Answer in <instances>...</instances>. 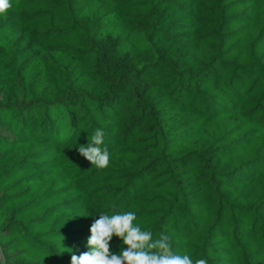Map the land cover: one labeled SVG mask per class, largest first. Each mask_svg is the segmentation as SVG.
Here are the masks:
<instances>
[{
    "label": "trees",
    "instance_id": "obj_1",
    "mask_svg": "<svg viewBox=\"0 0 264 264\" xmlns=\"http://www.w3.org/2000/svg\"><path fill=\"white\" fill-rule=\"evenodd\" d=\"M0 247L71 264L99 214L208 264H264V0H10ZM96 129L110 163L78 152ZM113 236L110 251L119 253Z\"/></svg>",
    "mask_w": 264,
    "mask_h": 264
},
{
    "label": "clouds",
    "instance_id": "obj_2",
    "mask_svg": "<svg viewBox=\"0 0 264 264\" xmlns=\"http://www.w3.org/2000/svg\"><path fill=\"white\" fill-rule=\"evenodd\" d=\"M10 0H0V14H5L11 7ZM105 133L96 129L86 145H80L78 152L92 166L105 169L110 163V153L107 147H101ZM135 212H119L99 214V219L93 221L90 236L87 239L88 251L78 256L71 254V264H208L205 259H193L187 254L174 252L170 237L161 233L153 239L152 232L142 230L134 223ZM120 238L122 245L119 253L110 251L112 237Z\"/></svg>",
    "mask_w": 264,
    "mask_h": 264
},
{
    "label": "water",
    "instance_id": "obj_3",
    "mask_svg": "<svg viewBox=\"0 0 264 264\" xmlns=\"http://www.w3.org/2000/svg\"><path fill=\"white\" fill-rule=\"evenodd\" d=\"M0 264H5V257L0 247Z\"/></svg>",
    "mask_w": 264,
    "mask_h": 264
}]
</instances>
